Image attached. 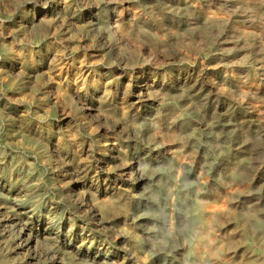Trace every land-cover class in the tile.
Masks as SVG:
<instances>
[{
  "label": "rangeland",
  "instance_id": "rangeland-1",
  "mask_svg": "<svg viewBox=\"0 0 264 264\" xmlns=\"http://www.w3.org/2000/svg\"><path fill=\"white\" fill-rule=\"evenodd\" d=\"M38 45L0 67V264H264V0H0V51ZM74 80L84 107L48 99ZM217 208L222 257L195 246Z\"/></svg>",
  "mask_w": 264,
  "mask_h": 264
},
{
  "label": "bare ground",
  "instance_id": "bare-ground-1",
  "mask_svg": "<svg viewBox=\"0 0 264 264\" xmlns=\"http://www.w3.org/2000/svg\"><path fill=\"white\" fill-rule=\"evenodd\" d=\"M37 16L34 19L33 23L28 24V29L29 30H34L35 26L37 24H44V23H48L51 22L53 20V15H54V9L51 6L48 5H38L37 6ZM116 15L115 18L112 21H107V25H112L117 32H123V35H125L126 37H131L134 33H135V29L132 26L131 23H128L126 25H124L122 23V15H121V11L119 10H115ZM92 22V20L89 22V24ZM37 23V24H36ZM39 26V25H38ZM36 30V29H35ZM38 30V29H37ZM35 33V31L33 32ZM3 51V52H2ZM2 51H0V53L2 55H4L1 59H0V67H3L4 64H6L9 62L8 66L11 69H14L16 71L19 72H28V68H31L30 71L32 70H37V73L42 72V69H44L43 67L45 66L44 64V60H45V56L46 53L45 51H47L46 46H41L38 45L36 48H33L32 50L26 52L25 54L21 55V57L19 55L18 58L16 59H10L9 58V53H7L6 51H4V49H2ZM27 53H29L27 55ZM15 61V62H14ZM27 64V66H26ZM24 69V70H23ZM177 75V79H180L179 73L176 72ZM75 82V80H74ZM140 84V81H139ZM138 84V85H139ZM62 85H59L58 87L61 88ZM74 86V87H73ZM72 86V89L69 88L68 90H61V89H57L56 92H54V97H53V93L50 91L48 94V99L49 100H54L56 99V101L59 100H63L65 106H70V107H74V108H79V106L82 108L84 107V99L81 98V96L78 94V86L75 82V84ZM70 87V85H69ZM140 92L138 94H136L137 99L142 100L143 97L141 95H143V90L147 91L150 88L148 87V85H140ZM74 90V91H73ZM74 92V93H72ZM74 99H76V102L74 101ZM86 111H91L92 108L90 109L88 108H84ZM86 114V113H85ZM111 146H109L108 148H106V151H103V153L99 156H97L96 159V163L98 164L99 168H104V165L106 164V158L109 156L111 159H115V156H112L111 153H109L107 155V152L113 151L115 148L116 143L115 142H111ZM110 150V151H109ZM134 163V162H133ZM133 163H129V164H123V169L124 170H128L130 169H134V164ZM133 166V167H132ZM1 186V184H0ZM12 189L10 188V193H14L13 191H11ZM14 197H18V192L14 193ZM16 199V198H15ZM99 207H104L105 206V202H100L98 203ZM21 208L19 207V205L17 204V202L15 201H9L8 203L5 204V206H0V215L1 212H5L7 210L10 211H14L17 212V210H20ZM219 214V215H218ZM221 215V209L217 208V209H213L211 211H206V214H204L203 220L201 222V231L197 232L195 235V246L196 249H199L204 255H209L212 257H222L225 255L224 251L219 247V243L223 242H227L224 241V237L220 234V231L218 229V220L221 219L220 217ZM4 223L3 219H0V227L2 226V224ZM21 232V231H20ZM25 233L24 228L22 229L21 234ZM21 234L19 233V237L21 239ZM64 236L67 239H72L73 234L70 233V231H68L67 233L64 234ZM35 237V236H34ZM35 238H29L27 244L32 243V241ZM55 261H57L58 264H61L60 258L59 256H55ZM247 264H259L255 259H248L246 260Z\"/></svg>",
  "mask_w": 264,
  "mask_h": 264
}]
</instances>
